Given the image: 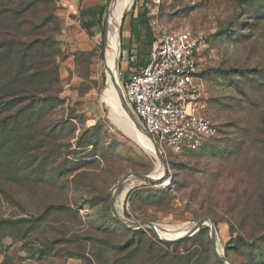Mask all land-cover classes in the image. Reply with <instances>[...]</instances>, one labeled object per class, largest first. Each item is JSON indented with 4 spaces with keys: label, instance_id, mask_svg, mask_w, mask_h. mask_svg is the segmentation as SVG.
I'll return each mask as SVG.
<instances>
[{
    "label": "rangeland",
    "instance_id": "374dc122",
    "mask_svg": "<svg viewBox=\"0 0 264 264\" xmlns=\"http://www.w3.org/2000/svg\"><path fill=\"white\" fill-rule=\"evenodd\" d=\"M109 5L90 31L68 0H0V89L22 110L8 127L17 139L0 143V264H225L208 227L159 240L112 213L113 188L160 165L119 130L124 114L104 91ZM153 17L202 40L216 133L193 151L158 147L160 179L122 186L117 210L162 227L211 219L230 264H264V0H131L118 30L119 82L148 61Z\"/></svg>",
    "mask_w": 264,
    "mask_h": 264
},
{
    "label": "built area",
    "instance_id": "2783aa9c",
    "mask_svg": "<svg viewBox=\"0 0 264 264\" xmlns=\"http://www.w3.org/2000/svg\"><path fill=\"white\" fill-rule=\"evenodd\" d=\"M148 64L120 82L124 99L143 130L163 149L197 150L215 133L208 120L207 85L200 77V38L153 17Z\"/></svg>",
    "mask_w": 264,
    "mask_h": 264
},
{
    "label": "bare ground",
    "instance_id": "6f19581e",
    "mask_svg": "<svg viewBox=\"0 0 264 264\" xmlns=\"http://www.w3.org/2000/svg\"><path fill=\"white\" fill-rule=\"evenodd\" d=\"M131 0H111L108 11L105 17V26L103 32V65L104 69L108 74L107 77V91L110 96L116 101L117 107L122 114H124V121L121 124L119 130L126 136H128L135 144H137L140 148H142L147 154L154 157V149L152 146L148 144L147 139L144 137L143 133L139 130L132 129L130 125L127 123L126 119L136 121L134 114L132 113L131 109L127 105L124 95L122 92V88L120 82L118 80V73H117V61L119 60V34L118 30L121 24L122 17L125 15L127 10L130 9ZM160 165V163L157 161ZM162 170L161 166L157 168L155 173H152L154 177L159 178L161 176ZM125 185V184H124ZM122 185V186H124ZM120 187H114L111 193V205L113 210L115 211L114 217L121 220L119 215V211L117 210V203L115 200L116 191L120 189ZM123 218V217H122ZM124 219V218H123ZM125 223L132 227L135 223H129L124 219ZM152 223L153 230L159 235L160 238L165 239L167 241H174L177 240L185 235L188 229L193 225V223L181 226V227H162V226H155ZM150 226V225H149ZM147 225L146 227L149 228ZM215 250L218 255H221L220 248L216 244L215 238Z\"/></svg>",
    "mask_w": 264,
    "mask_h": 264
},
{
    "label": "water",
    "instance_id": "95a60500",
    "mask_svg": "<svg viewBox=\"0 0 264 264\" xmlns=\"http://www.w3.org/2000/svg\"><path fill=\"white\" fill-rule=\"evenodd\" d=\"M104 91L106 92V83H105ZM120 114H122V113H120ZM126 120H127V123L130 125V127L132 129L139 130V131H141L143 133L144 137L148 141V144L153 147V149H154V158L160 163V166H161V169H162L164 167V163H163V159H162V155H161L160 149L158 148L156 142L153 140V138L149 134H147L143 130V128L141 127V125L138 123L137 120L136 121L129 120V119H126ZM152 172L151 173H148V174H131V175H128L123 180H121V182L118 185H116L115 188L116 187H120V186H122L124 184H127L129 182H135V181H140L142 183L158 181L160 179V177L159 178L154 177L152 175ZM112 213L115 214V211L113 210V208H112ZM119 217L121 219L120 222H122L124 225L128 226L125 223V221L122 218V216L119 215ZM147 225L148 226L150 225L148 229L152 230L153 233H154V235L159 240H162V238H160L159 235L151 227L152 226V223H135V225L132 226V227L133 228H147L146 227ZM202 227H208L209 228L211 242H212L213 246L215 247V227H214V223H213V221L211 219H201V220L193 223V225H191V227L188 229V231L185 233V235L183 237L179 238V239L186 238V237H191V236L195 235L200 230V228H202ZM217 256H218V259L221 262H224L225 264H230L229 261L225 258V256L223 255L222 252H221V255H218L217 254Z\"/></svg>",
    "mask_w": 264,
    "mask_h": 264
},
{
    "label": "trees",
    "instance_id": "16d2710c",
    "mask_svg": "<svg viewBox=\"0 0 264 264\" xmlns=\"http://www.w3.org/2000/svg\"><path fill=\"white\" fill-rule=\"evenodd\" d=\"M143 23H144L143 14H140L131 20V27H130L131 36H137L138 35L135 27H137V25H141ZM152 42H153V37H152V33H151L150 50H151ZM21 49H22V47H20L18 52L16 49V52H15L16 56L19 57V52L21 51ZM24 49H23V51H24ZM18 62H19V60L15 61V63H18ZM24 78L26 79V75H24ZM20 104H21L20 100H18L17 98H11L10 95H7L5 92H1V89H0V143L2 141H5V145H6L8 142H13L14 140L17 139V138L14 139L15 136L12 138L9 135L10 131H8V127L9 126L10 127L16 126L19 123L18 119L20 118V115L22 114V110H21V108H19ZM10 110H15V113L13 115L14 117L12 119H10L11 122H8V119L6 117H3V115H5ZM11 128L13 129L14 127H11ZM21 142L23 144V140H21ZM12 146H14V145H12ZM27 151H28V147H27V145H24L22 147L20 156L27 154ZM136 233L138 234L140 232L137 231ZM148 246H149L150 253L154 254L153 258L154 259H156V258L160 259L161 253H159L157 251V249L154 248V245L149 244Z\"/></svg>",
    "mask_w": 264,
    "mask_h": 264
},
{
    "label": "crops",
    "instance_id": "0c3cea01",
    "mask_svg": "<svg viewBox=\"0 0 264 264\" xmlns=\"http://www.w3.org/2000/svg\"><path fill=\"white\" fill-rule=\"evenodd\" d=\"M68 4L69 7L77 14L78 19L84 23V28L93 31L96 27L97 21L102 16L105 0H68ZM135 28L137 30V27ZM148 61L139 69L145 67V65L148 64Z\"/></svg>",
    "mask_w": 264,
    "mask_h": 264
}]
</instances>
